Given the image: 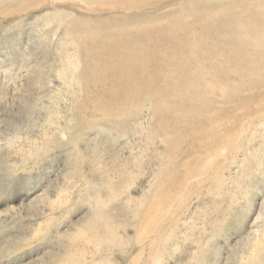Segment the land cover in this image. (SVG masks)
Listing matches in <instances>:
<instances>
[{"label": "rangeland", "instance_id": "rangeland-1", "mask_svg": "<svg viewBox=\"0 0 264 264\" xmlns=\"http://www.w3.org/2000/svg\"><path fill=\"white\" fill-rule=\"evenodd\" d=\"M54 1L0 0V264H264V0Z\"/></svg>", "mask_w": 264, "mask_h": 264}, {"label": "bare ground", "instance_id": "bare-ground-1", "mask_svg": "<svg viewBox=\"0 0 264 264\" xmlns=\"http://www.w3.org/2000/svg\"><path fill=\"white\" fill-rule=\"evenodd\" d=\"M6 1H7V0H6ZM30 1H31V0H30ZM53 1H54V0H53ZM58 1H60V0H58ZM62 1H63V0H62ZM74 1H76V0H74ZM78 1H79V0H78ZM108 1H109V0H108ZM113 1H119V0H112V3H113ZM125 1H126V0H124V2H125ZM139 1H142V3H143V1H145V0H133V1H127V2H125V3H123V4H121L120 7L123 8V9H130V8H134V7L136 8V7H137V4H138ZM146 1H147V0H146ZM146 1H145V2H146ZM151 1H152V0H151ZM154 1H155V0H154ZM170 1H171V0H170ZM183 1H184V0H183ZM187 1H188V0H187ZM190 1H191V0H190ZM199 1H200V0H199ZM207 1H208V0H207ZM224 1H225V0H224ZM227 1H228V0H227ZM227 1H225V2H227ZM229 1H231V0H229ZM234 1H235V0H234ZM234 1H233V2H234ZM238 1H240V0H238ZM242 1L244 2V0H242ZM247 1H248V0H247ZM252 1H253V0H252ZM259 1H260V0H259ZM51 2H52V1H51ZM51 2H50V3H51ZM54 2H55V1H54ZM101 2H102V1H101ZM121 2H122V1H121ZM157 2H158V1H157ZM200 2H201V1H200ZM216 2H217V1H216ZM240 2H241V1H240ZM240 2H239V3H240ZM249 2H250V1H249ZM260 2H261V1H260ZM76 3H77V1H76ZM104 3H105V2H104ZM104 3H102V4H104ZM107 3H109V2H107ZM115 3H117V2H115ZM136 3H137V4H136ZM142 3H141V5L143 6V4H145V3H143V4H142ZM174 3H175V2H174ZM201 3H202V2H201ZM214 3H215V2H214ZM220 3H221V2H220ZM223 3H224V2H223ZM252 3H254V1H253V2H250V4H252ZM255 3H256V2H255ZM261 3H262V2H261ZM9 4H10V3H9ZM79 4H80V1H79ZM87 4H88V3H87ZM100 4H101V3H99V5H100ZM150 4H151V3H150ZM150 4H149V6H150ZM171 4H172V3H171ZM195 4H196V3H195ZM217 4H218V3H217ZM224 4L226 5V3H224ZM232 4H233V3H232ZM237 4H238V3H237ZM242 4H243V3H241V5H242ZM257 4H260V3L258 2ZM35 5H36V4H35ZM93 5H94V4H93ZM97 5H98V3H97ZM104 5H106V4H104ZM111 5H112V7H113V4H111ZM115 5H116V4H115ZM173 5H174V4H173ZM173 5H172V7H173ZM181 5H182V4H181ZM235 5H236V3H235ZM235 5H234V6H235ZM243 5H244V4H243ZM252 5H253V4H252ZM254 5H255V4H254ZM86 6H87V5H86ZM107 6H108V5H107ZM109 6H110V5H109ZM116 6H118V5H116ZM116 6H115V7H116ZM151 6H152V5H151ZM175 6H176V5H175ZM178 6H180V5H178ZM191 6H193V5H191ZM222 6H224V5H222ZM227 6H229V5L227 4ZM237 6H238V5H237ZM237 6H236V7H237ZM246 6H247V2H246ZM257 6H258V5H257ZM260 6H262V5H260ZM10 7H12V6L10 5ZM81 7H82V6H81ZM83 7H84V6H83ZM88 7H90V5H89ZM94 7H95V6H94ZM98 7H99V6H98ZM103 7H104V6H103ZM110 7H111V6H110ZM167 7H168V5H167ZM188 7H189V5H188ZM193 7H194V8L196 7L195 9L198 10V9H197L198 6H195V5H194ZM202 7H204V6H202ZM219 7H221V6H219ZM244 7H245V6H244ZM247 7H250V6H247ZM12 8H13V7H12ZM76 8H77V7H76ZM79 8H80V7H79ZM101 8H102V7H101ZM104 8H105V7H104ZM113 8H114V7H113ZM116 8H117V7H116ZM139 8H140V7H139ZM168 8H169V7H168ZM168 8H166V9H168ZM176 8H177V7H176ZM191 8H192V7H191ZM207 8H208V7H207ZM214 8H215V7H214ZM239 8H241L242 10L244 9V8H242V7H239ZM245 8H246V7H245ZM253 8H254V6H253ZM258 8H259V7H258ZM258 8H257V10H258ZM77 9H78V8H77ZM110 9H112V8H110ZM137 9H138V7H137ZM141 9H143V8H141ZM141 9H140V10H141ZM171 9H172V8H171ZM171 9H170V10H171ZM181 9H184V8H181ZM202 9H203V8H202ZM205 9H206V8H205ZM234 9H235V8H234ZM234 9H233V10H234ZM246 9H247V8H246ZM246 9H245V10H246ZM95 10H96V9H95ZM119 10H120V8H119ZM173 10H175V9H173ZM173 10H172V11H173ZM209 10H210V9H209ZM212 10H213V9H212ZM215 10H216V9H215ZM229 10H230V9H229ZM229 10H228V11H229ZM237 10H238V9H237ZM237 10H235V11H237ZM252 10H253V9H252ZM66 11H67V10H66ZM70 11H71V10H70ZM80 11H81V10H80ZM98 11H100V10H98ZM102 11H104V10H102ZM108 11H109V10H108ZM123 11H124V10H123ZM133 11H134V9H133ZM138 11H139V10H138ZM146 11H147V10H146ZM148 11H150V10H148ZM192 11H193V10H192ZM192 11H191V12H192ZM198 11H199V10H198ZM198 11H197V13H198ZM201 11H202V10H201ZM203 11H204V10H203ZM220 11H222V9H221ZM220 11H219V12H220ZM224 11H225V10H224ZM243 11H244V10H243ZM253 11H254V10H253ZM57 12H59V11H57ZM68 12H69V11H68ZM85 12H86V10H85ZM91 12H93V11H91ZM110 12H111V11H110ZM181 12H182V11H181ZM181 12H180V13H181ZM191 12H190V13H191ZM205 12H207V11H204V13H205ZM219 12H218V13H219ZM247 12H249V11H246V13H247ZM250 12H251V11H250ZM261 12H262V8H261ZM176 13H178V12H176ZM184 13H185V11H184ZM188 13H189V12H188ZM197 13H196V14H197ZM199 13H201V12H199ZM199 13H198V14H199ZM202 13H203V12H202ZM215 13H216V12H215ZM231 13H235V12H231ZM231 13L227 12V15H226V16H228V14H229V16H231V15H230ZM243 13H244V12H242V15H243ZM246 13H244V16H245ZM262 13H263V12H262ZM58 14H59V13H57V16H59ZM91 14H92V13H91ZM115 14H117V13H115ZM119 14H121V13H119ZM220 14H221V13H220ZM224 14H226V12H224ZM250 14H252V13H250ZM259 14H260V13H259ZM55 15H56V14H55ZM64 15H65V14H64ZM89 15H90V13H89ZM111 15H112V14H111ZM130 15H131V14H130ZM173 15H174V14H173ZM216 15H217V14H216ZM218 15H219V14H218ZM222 15H223V14H222ZM237 15H239V13H237ZM246 15H247V14H246ZM255 15H257V13H255ZM261 15H262V14H261ZM67 16H68V20H69L70 15H67ZM126 16H127V15H126ZM186 16H187V14H186ZM188 16L190 17V14H189ZM194 16H195V15H194ZM204 16H205V15H204ZM223 16H224V15H223ZM223 16H222V18H224ZM226 16H225V18H226ZM257 16H259V15H257ZM64 17H65V16H64ZM71 17H72V16H71ZM89 17H90V16H89ZM89 17H87V18H89ZM99 17H100V16H99ZM177 17H179V13L177 14ZM191 17H192V16H191ZM202 17H203V16H202ZM238 17H239V16H238ZM242 17H243V16H242ZM242 17H241V18H242ZM248 17H250V16L248 15ZM248 17H247V20H248ZM259 17H260V16H259ZM55 18H58V17H54V19H55ZM72 18H73V17H72ZM79 18H80V17H79ZM82 18H83V17H82ZM84 18H85V17H84ZM109 18H110V17H109ZM109 18H108V19H109ZM120 18H121V17H120ZM169 18H170V17H169ZM205 18H206V17H205ZM213 18H214V17H212V19H213ZM220 18H221V15H220ZM222 18H221V19H222ZM225 18H224V19H225ZM228 18H230V17H228ZM228 18H226V19H228ZM236 18H237V17H236ZM241 18H240V19H241ZM250 18H251V17H250ZM64 19H65V18H64ZM66 19H67V17H66ZM75 19H76V18H75ZM80 19H81V18H80ZM92 19H93V18H92ZM94 19H95V18H94ZM96 19H97V18H96ZM108 19H107V20H108ZM208 19H209V18H208ZM212 19H211V20H212ZM231 19H232V18H231ZM243 19H244V18H243ZM243 19H241V20L243 21ZM251 19L253 20V18H251ZM255 19H256V18H255ZM259 19H260V18H259ZM57 20H58V19H57ZM68 20H66V21H68ZM85 20H86V19H85ZM98 20H99V19H98ZM182 20H183V19H182ZM209 20H210V19H209ZM209 20H208V21H209ZM211 20H210V21H211ZM214 20H216V19H214ZM232 20H233V19H232ZM236 20L239 21V18L236 19ZM244 20H245V19H244ZM252 20H251V21H252ZM49 21H50V20H49ZM62 21H63V19H62ZM79 21H80V20H79ZM150 21H151V20H150ZM180 21H181V20H180ZM219 21H220V19H219ZM222 21H223V20H222ZM234 21H235V20H234ZM253 21H254V20H253ZM259 21H260V20H259ZM199 22H200V21H199ZM202 22H203V21H202ZM206 22H207V21H205V23H206ZM212 22H213V21H212ZM223 22H224L223 25H226V23H225L226 21H223ZM230 22H231V21H230ZM230 22H228L227 24H230ZM261 22H262V20H261ZM64 23H65V22H64ZM149 23H150V22H148V24H149ZM155 23H157V25H158V24H161V23L156 22V21L154 22V24H155ZM207 23H208V22H207ZM214 23H215V22H214ZM249 23H250V22H249ZM253 23L256 24V22H253ZM263 23H264V22H263ZM56 24H57V23H56ZM83 24H84V23H83ZM87 24H89V23H87ZM90 24H91V23H90ZM148 24H147V25H148ZM251 24H252V23H251ZM259 24H260V22H258V25H259ZM61 25H62V23H61ZM75 25H76V24H75ZM79 25H81V24H79ZM134 25L137 26L138 24H134ZM144 25H146V23H145ZM147 25H146V27H147ZM150 25H151V23H150ZM190 25H191V24H190ZM194 25H195V24H194ZM202 25H203V24H202ZM204 25H205V24H204ZM212 25H213V24H211V26H212ZM214 25H215V24H214ZM220 25H222V24L219 23L218 26H220ZM235 25H236V24H235ZM238 25H239V24H238ZM245 25H246V24H245ZM258 25H257V27H258ZM64 26H65V25H64ZM67 26H68V25H67ZM70 26H71V25H70ZM72 26H73V25H72ZM76 26H78V25H76ZM76 26H75V27H76ZM128 26H129V25H128ZM142 26H143V24H141V27H142ZM163 26H164V25H163ZM229 26H230V25H229ZM233 26H234V25H233ZM247 26H249V24H248ZM252 26L254 27V25H252ZM262 26H263V24H262ZM57 27H58V26H57ZM61 27H62V26H61ZM61 27H58V28H61ZM65 27H66V26H65ZM73 27H74V26H73ZM99 27H100V26H99ZM148 27H149V26H148ZM148 27H147V28H148ZM176 27L178 28L177 25H176ZM212 27H213V26H212ZM214 27H215V26H214ZM227 27H228V26H227ZM231 27H232V26H231ZM242 27H243V26H242ZM249 27H251V25H250ZM249 27L247 28L248 31H249ZM263 27H264V26H263ZM69 28H71V27H68L67 29H69ZM112 28H113V27H112ZM117 28H118V27H117ZM121 28H122V27H121ZM137 28L139 29V28H140V25H138ZM143 28H144V27H143ZM143 28H142V29H143ZM177 28H176V29H177ZM179 28H180V27H179ZM203 28H204V27H203ZM203 28H202V29H203ZM238 28H239V27H238ZM243 28H244V27H243ZM254 28H255V27H254ZM254 28H250V30L252 29V31H253ZM258 28H259V27H258ZM260 28H261V26H260ZM64 29L66 30V28H64ZM75 29H76V28H75ZM97 29H101V28H97ZM113 29H114V28H113ZM119 29H120V28H118V30H119ZM123 29H125V28H123ZM204 29H205V28H204ZM215 29H216V28H215ZM223 29H224V28H223ZM226 29H227V28H226ZM244 29H245V28H244ZM70 30H72V28H71ZM73 30H74V28H73ZM82 30H83V29H82ZM82 30H81V31H82ZM115 30H117V29H115ZM115 30L112 31V30L110 29V31H112V32H110V34H111V33L114 34V32H116ZM208 30H210V29H208ZM208 30H207V31H208ZM224 30H225V29H224ZM242 30H243V29H242ZM242 30H240V31H242ZM256 30H258V29H256ZM67 31H68V30H67ZM74 31L76 32V30H74ZM74 31H71V32L74 33ZM87 31H89V30L87 29ZM87 31H86V33L84 32V35H85V34L87 35V33H88ZM92 31H94V30H92ZM99 31H100V30H99ZM134 31H136V29H135ZM137 31L139 32L140 30H137ZM143 31H144V32H143ZM181 31H182V30H181ZM200 31H201V30H200ZM211 31H212V29H211ZM219 31H220V30H219ZM240 31H239V32H240ZM245 31H246V30H245ZM63 32H64V31H63ZM95 32H96V31L92 32L91 34H93V33L95 34ZM97 32H98V30H97ZM97 32H96V33H97ZM117 32H118V34H119V31H117ZM127 32H128V31H127ZM138 32H137V33H138ZM176 32H177V31H176ZM198 32H199V31H197V33H198ZM204 32H205V30H204ZM208 32H209V31H208ZM243 32H244V30L242 31V33H243ZM257 32H258V31H257ZM263 32H264V31H263ZM67 33H68V32H67ZM100 33H102V31L99 32V35H101ZM128 33H129V32H128ZM128 33H127V35H128ZM142 33L144 34V33H145V30H142ZM182 33H183V32H182ZM189 33H190V32H189ZM206 33H207V32H206ZM220 33H221V31H220ZM225 33H226V32H225ZM240 33H241V32H240ZM255 33H256V31H255ZM68 34H69V33H68ZM91 34H90V36H91ZM94 34H93V35H94ZM113 34H111V37H112ZM120 34L122 35L123 33L121 32ZM129 34H131V33H129ZM134 34H135V32H134ZM195 34H196V32H195ZM217 34H218V33H217ZM250 34H251V33H250ZM253 34H254V33H253ZM256 34H258V33H256ZM66 35H67V34H66ZM93 35H92V36H93ZM95 35H96V34H95ZM95 35H94V36H95ZM116 35H117V33H116ZM135 35H136V34H135ZM181 35H182V34H181ZM187 35H188V34H187ZM192 35H194V33H192ZM200 35H201V34H200ZM204 35H205V34H204ZM208 35L211 37L210 32L207 34V36H208ZM220 35H221V34H220ZM223 35H224V34H223ZM228 35H229V34H228ZM230 35H231V33H230ZM235 35H239V34H237V33L235 32ZM240 35H242V34H240ZM90 36H86V37H90ZM92 36H91V38H93ZM96 36H97V35H96ZM107 36H108V35H107ZM131 36H133V35H131ZM140 36H141V34H140ZM175 36H176V35H175ZM201 36H203V34H202ZM215 36H216V35H215ZM233 36H234V35H233ZM246 36H247V35H246ZM251 36H252V34H251ZM97 37H98V36H97ZM108 37H110V36H108ZM108 37H107V38H108ZM185 37H187V36H185ZM204 37H205V36H204ZM216 37H217V36H216ZM224 37H225V36H224ZM226 37H227V36H226ZM230 37H232V36H230ZM230 37H227V39H228V38L230 39ZM238 37H239V36H238ZM244 37H245V35H244ZM256 37H258V36L256 35ZM104 38H106V37H104ZM107 38H106V39H107ZM113 38H114V37H113ZM113 38H112L111 42L114 41ZM116 38H117V37H116ZM191 38H192V37H191ZM196 38H197V37H196ZM198 38H199V37H198ZM220 38H221V37L219 36L218 39H220ZM249 38H251L250 35H249ZM249 38H248V39H249ZM253 38H254V37L252 36V39H251V40H254V41L257 40V39H253ZM84 39H85V38H84ZM110 39H111V38H110ZM131 39H132V37H131ZM233 39H234V37H233ZM237 39H238V38H237ZM87 40H88V38H87ZM108 40H109V39H108ZM183 40H185V39H183ZM199 40H200V38H199ZM221 40H222V39H221ZM235 40H236V36H235L234 41H235ZM259 40H260V38H259ZM94 41H95V40H94ZM101 41H102V39H101ZM127 41H128V40H127ZM213 41H214V39H213ZM213 41H212V42H213ZM215 41H216V40H215ZM217 41H218V40H217ZM232 41H233V40H232ZM261 41H262V40H261ZM85 42H86V39H85ZM90 42H93V41L91 40ZM111 42L109 41V43H111ZM137 42H138V41H137ZM149 42H150V41H149ZM193 42H194V41H193ZM196 42H197V41H196ZM240 42H241V40H240ZM135 43H136V42H135ZM209 43H210V42H209ZM254 43H255V42H254ZM71 44H72V43H71ZM95 44H96V43H95ZM138 44H139V43H138ZM138 44H137V46H138ZM198 44H199V43H197V45H198ZM210 44H211V43H210ZM241 44L243 45L244 43H241ZM83 45H84V43H83ZM83 45H82V46H83ZM131 45H132V44H131ZM140 45H141V44H140ZM169 45H170V44H169ZM194 45H195V44H194ZM208 45H209V44H208ZM244 45H245V44H244ZM133 46H134V45H133ZM195 46H196V45H195ZM232 46H233V45H232ZM250 46H251V44H250ZM77 47H78V46H77ZM83 47H85V45H84ZM91 47H92V46H91ZM122 47H124V46H122ZM138 47H139V46H138ZM138 47H137V48H138ZM143 47H145V46H143ZM223 47H224V46H223ZM242 47H243V46H242ZM247 47H248V46H247ZM247 47H246V48H247ZM251 47H253V46H251ZM86 48H88V46H87ZM86 48H84V49H86ZM139 48H140V47H139ZM183 48H185V47H183ZM191 48H192V47H191ZM194 48H195V47H194ZM197 48H198V46H197ZM197 48H196V49H197ZM96 49H98V48H96ZM105 49H106V48H105ZM147 49H148V48H147ZM150 49H151V48H150ZM196 49H195V50H196ZM249 49H250V47H249ZM131 50H132V49H131ZM131 50H130V51H131ZM133 50H134V49H133ZM148 50H149V49H148ZM200 50H201V49H200ZM226 50H227V49H226ZM241 50H242V49H241ZM244 50H245V49H243L242 51H244ZM255 50H256V49H255ZM259 50H260V49H259ZM126 51H127V49H126ZM138 51H139V50H137V52H138ZM140 51H141V49H140ZM149 51H150V50H149ZM196 51H197V50H196ZM249 51H250V50H249ZM262 51H263V50H262ZM86 52H88V50H87ZM128 52H129V50H128ZM134 52H135V51H133L132 54H133ZM142 52H144V50H143ZM151 52H152V51H150L149 53H151ZM160 52H161V51H160ZM162 52H163V50H162ZM164 52H167V51H164ZM164 52H163V53H164ZM225 52H226V51H225ZM245 52H246V51H244V53H245ZM247 52H248V51H247ZM258 52H259V51H258ZM124 53H126V52H124ZM146 53H147V52H146ZM182 53H183V52H182ZM185 53H186V52H185ZM195 53H197V52H195ZM211 53H212V52H211ZM226 53H227V52H226ZM226 53H225V54H226ZM242 53H243V52H242ZM254 53H255V52H254ZM261 53H262V52H261ZM263 53H264V52H263ZM138 54H140V53H138ZM143 54H144V53H143ZM143 54H142V55H143ZM186 54H187V53H186ZM250 54H251V53H250ZM121 55H122V54H121ZM127 55H128V53H127ZM169 55H170V54H169ZM178 55H179V54H178ZM190 55H191V54H190ZM196 55H197V54H196ZM228 55H229V53H228ZM228 55H227V56H228ZM164 56H165V55H164ZM200 56H201V54H200ZM242 56H243V54H242ZM125 57H126V55H125ZM145 57H146V56H145ZM182 57H183V55H182ZM182 57H181V58H182ZM184 57H185V56H184ZM197 57H198V55H197ZM240 57H241V55H240ZM253 57H256V56H253ZM260 57H261V56H260ZM126 58H128V57H126ZM129 58H130V56H129ZM140 58H141V57H140ZM140 58H139V59H140ZM142 58H143V56H142ZM159 58H160V57H159ZM167 58H168V57H167ZM185 58H186V57H185ZM192 58H193V57H192ZM88 59H89V58H88ZM131 59H135V58H134V57L132 58V56H131ZM144 59L147 60V58H144ZM168 59H169V58H168ZM189 59H190V58H189ZM199 59H200V58H199ZM199 59H198V60H199ZM240 59H242V58H240ZM240 59H239V60H240ZM259 59L262 61L261 58H259ZM127 60H128V59H127ZM163 60H164V59H163ZM224 60H225V58H224ZM228 60H229V59H227V61H228ZM244 60H245V58H244ZM251 60H252V59H251ZM256 60H257V59H256ZM260 60H258V61L261 62ZM142 61H143V60H142ZM144 61H145V60H144ZM144 61H143V62H144ZM147 61H149V60H147ZM153 61H154V60H153ZM160 61H162V59H161ZM177 61H178V60H177ZM232 61H233V60H232ZM254 61H255V60H254ZM258 61H257V63H258ZM134 62H135V60H134ZM140 62H141V61H140ZM140 62H139L138 64H140ZM145 62H146V61H145ZM145 62H144V63H145ZM151 62H152V61H151ZM167 62H168V61H167ZM182 62H183V61H182ZM209 62H210V60H209ZM99 63H100V62H99ZM99 63L97 62V64H99ZM160 63H161V62H160ZM180 63H181V62H180ZM184 63H186V62H184ZM201 63H202V62H201ZM230 63H232V62H230ZM238 63H239V62H238ZM255 63H256V62H255ZM257 63L253 65V68H254L255 65H258ZM141 64H143V63H141ZM145 64H147V63H145ZM165 64L168 65V63H166V62H165ZM165 64H164V65H165ZM178 64H179V62H178ZM210 64H211V63H210ZM221 64H222V63H221ZM259 64H260V63H259ZM160 65H161V64H160ZM160 65H159V66H160ZM162 65H163V63H162ZM167 65H165V66H166V69H167ZM181 65H182V64H181ZM204 65H205V64H204ZM207 65H208V64H207ZM231 65H233V64H231ZM260 65L262 66V64H260ZM137 66H138V65H137ZM145 66H146V65H145ZM145 66H144V67H145ZM177 66H178V65H177ZM179 66H180V65H179ZM263 66H264V65H263ZM139 67H140V66H139ZM182 67H183V66H182ZM205 67H206V66H205ZM210 67H211V66H210ZM212 67H213V66H212ZM232 67H233V66H232ZM237 67H238V66H237ZM237 67H236V68H237ZM242 67H243V65H242ZM137 68H138V67H137ZM189 68H190V67H189ZM213 68H214V67H213ZM247 68H248V67H247ZM255 68H256L255 70H257V68H259V67L256 66ZM262 68H263V67H262ZM262 68H259V69L262 70ZM141 69H142V68H141ZM145 69H146V68H145ZM147 69H148V67H147ZM174 69H175V68H173V70H174ZM184 69H185V68H184ZM241 69H242V68H241ZM259 69H258V72H259ZM89 70H90V69H89ZM95 70H96V69H95ZM127 70H128V67H127ZM169 70H170V69H169ZM175 70H176V69H175ZM179 70H180V69H179ZM225 70H226V68H225ZM225 70H224V71H225ZM244 70H245V67H244ZM244 70H243V71H244ZM150 71H151V70H150ZM160 71H161V70H160ZM160 71H159V72H160ZM166 71H167V70H166ZM185 71H186V70H185ZM206 71H207V70H206ZM227 71H228V70H227ZM229 71H230V70H229ZM229 71H228V72H229ZM237 71H240V69H238ZM241 71H242V70H241ZM241 71H240V72H241ZM243 71H242V72H243ZM247 71H249V68H248ZM263 71H264V70H263ZM94 72H95V71L93 70L92 73H94ZM144 72H145V71H144ZM161 72H162V71H161ZM169 72H170V71H169ZM171 72H173V71H171ZM176 72H177V71H176ZM212 72H214V71H212ZM216 72H217V71H216ZM232 72H233V70H232ZM250 72H251V71H250ZM92 73H91V75H92ZM100 73H101V72H100ZM104 73H105V72H104ZM141 73H142V72H141ZM146 73H147V72H146ZM146 73H145V74H146ZM152 73H153V72H152ZM174 73H175V71H174ZM179 73H180V72H179ZM179 73H178V74H179ZM181 73H182V72H181ZM243 73H245V72H243ZM243 73H241V74H243ZM263 73H264V72H263ZM94 74H95V73H94ZM159 74H160V73H159ZM215 74H216V73H215ZM255 74H256V73H255ZM259 74H260V72H259ZM134 75H135V73H134ZM146 75H148V77H149V73L146 74ZM151 75H152V77H153V74H151ZM174 75H175V74H174ZM174 75H173V76L171 75V76L174 77ZM179 75H180V74H179ZM181 75H182V74H181ZM224 75H225V74H224ZM230 75H231V73L229 74V77L231 78ZM244 75H246V74H243V76H244ZM248 75H249V74H248ZM256 75H257V74H256ZM260 75H262V74H260ZM96 76H97V72H96ZM155 76H156V75H155ZM155 76H154V77H155ZM166 76H169V75H166ZM196 76H197V75H196ZM196 76H194V77H196ZM201 76H202V75H201ZM201 76H200V78H201ZM206 76H207V74H206ZM209 76H210V75H209ZM215 76H217V74H216ZM232 76H233V75H232ZM250 76H251V75H250ZM252 76H254V74H253ZM128 77H129V76H128ZM142 77H143V76H142ZM150 77H151V76H150ZM163 77H164V75H163ZM175 77H176V76H175ZM213 77H214V76H213ZM224 77H225V76H224ZM94 78H95V77H94ZM188 78H189V77H188ZM192 78H193V77H192ZM216 78H218V76H217ZM244 78H246V77L244 76ZM250 78H251V77H250ZM121 79H122V78H121ZM144 79H145V78H144ZM148 79H149V78H147V80H148ZM150 79H151V78H150ZM153 79H156V78H153ZM173 79H174V78H173ZM185 79H186V78H185ZM202 79H203V78H202ZM202 79H201V80H202ZM208 79H209V78H208ZM213 79H214V78H213ZM226 79H227V77H226ZM228 79H229V78H228ZM239 79L241 80V78H239ZM242 79H243V78H242ZM248 79H249V78H248ZM262 79H263V78H262ZM145 80H146V79H145ZM162 80H164V79L162 78ZM162 80H161V82H162ZM187 80H188V79H187ZM187 80H186V81H187ZM204 80L206 81V79H204ZM221 80H222V79H221ZM235 80H236V79H235ZM235 80H234V81H235ZM256 80H257V79H256ZM139 81H140V80H139ZM142 81H143V80H142ZM142 81H141V82H142ZM156 81H157V80H156ZM158 81H159V80H158ZM186 81H185V83H186ZM211 81H213V80H211ZM231 81H233V80L231 79ZM237 81H238V80H237ZM141 82H140V83H141ZM169 82H170V81H169ZM187 82H188V81H187ZM191 82H192V81H191ZM200 82H202V81H200ZM200 82H199V83H200ZM238 82H240V81H238ZM238 82L235 81V83H238ZM138 83H139V82H138ZM166 83H167V82H166ZM171 83H173V82H171ZM183 83H184V82H182V84H183ZM240 83H241V82H240ZM243 83H244V82H243ZM243 83L241 84L242 86H243ZM259 83H260V82H259ZM159 84L161 85V83H159ZM159 84H158V85H159ZM167 84H168V83H167ZM175 84H176V83H175ZM182 84H180V85H182ZM192 84H193V83H192ZM202 84H203V83H202ZM255 84H256V82H255ZM138 85H139V84H138ZM138 85H137V86H138ZM173 85H174V84H173ZM178 85H179V83H178ZM180 85H179V86H180ZM186 85H187V84H186ZM212 85H213V84H212ZM245 85H246V84H245ZM187 86H188V85H187ZM187 86H186V87H187ZM207 86H208V85H207ZM207 86H206V87H207ZM232 86H233V85H232ZM242 86H241V87H242ZM250 86H252V85H250ZM155 87H156V86H155ZM171 87H173V86H171ZM182 87H183V86H182ZM182 87H180V88H182ZM186 87H183V88L185 89ZM200 87H201V85H200ZM204 87H205V86H204ZM217 87H218V86H217ZM223 87H224V86H223ZM234 87H235V85H234ZM132 88H135V87H132ZM175 88H176V87H175ZM235 88H238V87H235ZM248 88H249V87H248ZM136 89L138 90L139 87L136 88ZM184 89H183V90H184ZM186 89H187V88H186ZM212 89H213V88H212ZM217 89H218V88H217ZM241 89H242V88H241ZM169 90H170V89H169ZM171 90H172V89H171ZM174 90H175V89H174ZM200 90H201V89H200ZM126 91H127V90H126ZM132 91H133V90H132ZM195 91H197V90H195ZM207 91H208V89H207ZM214 91H215V90H214ZM238 91H240V90H238ZM167 92H168V91H167ZM169 92H170V91H169ZM172 92H173V91H172ZM174 92H175V91H174ZM216 92H217V91H216ZM123 93H124V92H123ZM170 93H171V92H170ZM185 93H186V92H185ZM189 93H190V91H189ZM198 93H200L199 90H198ZM236 93H237V92H236ZM240 93H241V91H240ZM194 94H195V93H194ZM194 94H193V95H194ZM201 94H202V93H201ZM201 94H200V95H201ZM208 94H209V93H208ZM224 94H225V91H224ZM226 94H227V93H226ZM124 95H125V94H124ZM163 95H164V94H163ZM171 95H172V94H171ZM184 95H186V94H184ZM239 95H240V94H239ZM239 95H238V96H239ZM161 96H162V94H161ZM180 96H183V95H180ZM202 96H203V94H202ZM164 97H165V96H164ZM167 97H168V95H167ZM169 97H170V95H169ZM169 97H168V98H169ZM186 97H187V96H186ZM189 97H190V96H189ZM192 97H193V96H192ZM192 97H191V98H192ZM194 97H195V96H194ZM205 97H206V96H205ZM205 97H204V100H205ZM219 97H220V96H219ZM227 97H228V96H227ZM128 98H129V97H128ZM150 98H151V97H150ZM160 98H162V97H160ZM183 98H184V97H183ZM200 98H201V96H200ZM206 98H207V97H206ZM235 98H237V97H235ZM240 98H241V97H240ZM240 98H239V100H240ZM125 99H126V98H125ZM125 99H124V100H125ZM136 99H137V98H136ZM140 99H141V98H140ZM158 99H159V98H158ZM163 99H164V98H163ZM163 99H162V100H163ZM170 99H171V98H170ZM180 99H181V98H180ZM188 99H189V98H188ZM193 99H194V98H193ZM127 100H128V99H127ZM150 100H152V99H150ZM168 100H169V99H168ZM191 100H192V99H191ZM191 100H190V101H191ZM199 100H200V99H199ZM202 100H203V99H202ZM221 100H222V99H221ZM136 101H137V100H136ZM139 101H140V100H139ZM139 101H138V102H139ZM153 101H154V100H153ZM155 101H156V99H155ZM160 101H161V99H160ZM164 101H165V100H164ZM164 101H163V103H164ZM193 101H195V100H193ZM205 101H206V100H205ZM210 101L212 102L213 100H210ZM147 102L149 103V101H147ZM157 102H158V100H157ZM214 102H215V101H214ZM223 102H224V101H222V103H223ZM225 102H226V101H225ZM239 102H240V101H239ZM241 102H242V101H241ZM243 102H244V101H243ZM111 103H112V102H111ZM123 103H124V102H123ZM128 103H130V101H128ZM170 103H171V102H170ZM183 103H184V102H183ZM217 103H218V102H217ZM217 103H215V104H217ZM119 104H120V103H119ZM119 104H117V105H119ZM121 104H122V103H121ZM155 104H156V103H155ZM167 104H168V103H167ZM167 104H165V105H167ZM199 104H200V103H198V105H199ZM218 104H219V103H218ZM97 105H98V104H97ZM123 105H127V103H126V104H123ZM135 105H137V104H135ZM139 105H140V104H139ZM144 105H145V104H144ZM151 105H152V103H151ZM153 105H154V103H153ZM185 105H187V104H185ZM201 105H202V103H201ZM212 105H213V104H212ZM119 106H120V105H119ZM149 106H150V105H149ZM154 106H157V104L154 105ZM190 106H191V105H190ZM205 106H206V105H205ZM205 106H204V107H205ZM217 106H218V105H217ZM113 107H114V106H113ZM116 107H117V106H116ZM123 107H124V106H123ZM166 107H167V106H166ZM166 107H165V108H166ZM168 107L170 108V106H168ZM168 107H167V109H168ZM221 107H222V105L220 106V108H221ZM106 108H107V107H105V109H104L105 111H107ZM137 108H138V107H137ZM146 108L148 109V107H146ZM154 108H155V107H154ZM157 108H158V107H157ZM157 108H156L155 110H159V109H157ZM159 108H160V105H159ZM163 108H164V107H163ZM195 108H196V107H195ZM202 108H203V105H202ZM202 108H201V109H202ZM224 108H225V107H224ZM107 109H108V108H107ZM114 109H115V108H114ZM117 109H118V108H117ZM127 109H130V108L127 107ZM176 109H177V107H176ZM183 109H185V108H183ZM205 109H206V108H205ZM218 109H219V108H218ZM110 110H111V109H110ZM140 110H141V109H140ZM168 110H169V109H168ZM198 110H199V107H198ZM198 110H197V111H198ZM203 110H204V109H203ZM216 110H217V109H216ZM219 110H220V109H219ZM221 110H224V109L221 108ZM153 111H154V110H153ZM180 111H181V110H180ZM189 111H190V110H189ZM206 111H207V110H206ZM206 111H205V113H206ZM149 112H150V111H149ZM181 112H182V111H181ZM219 112H220V111H219ZM106 113H107V112H106ZM122 113H123V112H122ZM157 113H158V112H157ZM157 113H156V115H157ZM160 113H161V111H160ZM179 113H180V112H179ZM189 113H190V112H189ZM200 113H201V111H200ZM207 113H208V112H207ZM215 113H216V111H215ZM124 114L126 115V113H124ZM185 114H186V113H185ZM198 114H199V113H198ZM198 114H197V115H198ZM201 114H202V113H201ZM201 114H200V115H201ZM120 115L122 116V114H120ZM143 115H145V114L143 113ZM152 115H154V114L152 113ZM156 115H155L154 117H156ZM215 115H217V114H215ZM215 115H214V116H215ZM117 116H118V115H117ZM135 116H136V114H135ZM146 116H148V113H147ZM146 116H145V117H146ZM198 116H199V115H198ZM207 116H208V114H207ZM119 117H120V116H119ZM142 117H143V116H142ZM190 117H191V116H190ZM174 118H175V117H174ZM184 118H185V117H184ZM155 119H157V118H155ZM178 119H179V118H178ZM222 119H223V118H222ZM156 121H157V120H156ZM159 121H160V120H159ZM166 121H167V120H166ZM178 121H180V120H178ZM178 121L176 120L177 123H178ZM186 121H188V123H189V120H188V119H186ZM157 122H158V121H157ZM161 122H162V121H161ZM140 123H141V122H140ZM162 123H163V122H162ZM174 123H175V122H174ZM178 124H179V123H178ZM181 124H182L181 126H183V123H181ZM205 124H206V123H205ZM112 125H114V124H112ZM166 125H167V124H166ZM174 125H175V124H174ZM158 126H159V125H158ZM188 127H189V126H188ZM159 128H160V127H159ZM168 128H169V126H168ZM178 128H179V127H178ZM162 130H164V129L162 128ZM180 130H181V129H180ZM188 175H190V174H188ZM188 175H187L186 177H188ZM113 188H115V187L113 186L112 189H113ZM114 191H115V190L113 189L112 192H114ZM91 225H92V223H91ZM93 226L96 227V224H94ZM93 226H92V227H93ZM113 237H115V236H113ZM110 239H111V238H110ZM256 247H257V246H256ZM254 249H255V251H257V249H256L255 247H254ZM258 250H259V248H258ZM255 259H257V258H255Z\"/></svg>", "mask_w": 264, "mask_h": 264}]
</instances>
